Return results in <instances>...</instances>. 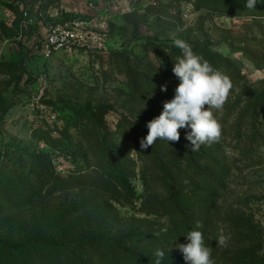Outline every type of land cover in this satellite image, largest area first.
<instances>
[{
  "label": "trees",
  "instance_id": "1",
  "mask_svg": "<svg viewBox=\"0 0 264 264\" xmlns=\"http://www.w3.org/2000/svg\"><path fill=\"white\" fill-rule=\"evenodd\" d=\"M51 1L32 6L53 8ZM129 2L135 9L127 12L124 20L135 28L152 19L149 12L159 6V1ZM192 4L196 10L211 14L264 17V0H258L253 10L244 6L246 0H193ZM22 15L25 28L33 29L23 9ZM159 18L163 16L155 15L154 20ZM238 43L242 46L229 43V47L257 70H263L264 38ZM191 46L231 78L234 87L221 112L224 120L233 119L230 129L241 160L250 165L264 163V79H248L235 59L207 44ZM95 54L104 59V68L124 77L128 105L139 117L122 115L112 131L103 119L109 106L73 108L78 133L64 147H57L78 165L67 174L59 171L54 158L45 151L16 147L26 152L28 171L6 180L0 176V191L6 196L4 207H10L16 184V200L24 191L42 197L76 193L78 199L52 223L56 238L24 247L0 242V264H154L157 249L165 253L161 264H187L175 245L188 243L183 234L195 229L196 221L203 224L198 230L203 232L205 244L212 247L215 264H264V231L255 221L249 201L239 199L236 207L228 205L233 165L219 142L193 152L185 138L190 129H180L179 142L168 144L158 139L148 149L140 147V140L148 133L147 123L162 112L165 100L174 97L179 80L172 68L180 50L173 43L149 39L139 54L129 48ZM164 84L166 92L160 90ZM137 177L142 181L141 193L131 183ZM125 206H131L133 214L123 218L118 209ZM105 227L116 232L104 233ZM165 228L167 232H162ZM157 232L160 235H155ZM220 235L227 237L226 246L217 245Z\"/></svg>",
  "mask_w": 264,
  "mask_h": 264
},
{
  "label": "rangeland",
  "instance_id": "2",
  "mask_svg": "<svg viewBox=\"0 0 264 264\" xmlns=\"http://www.w3.org/2000/svg\"><path fill=\"white\" fill-rule=\"evenodd\" d=\"M147 1H159V6L149 12L152 19L139 28L126 25L124 20L129 0L111 9L106 25L110 39L108 49L129 48L139 54L141 45L149 39L164 43L183 39L191 45L207 44L213 51L235 59L252 81L264 79V69L257 70L240 52L229 47V43H233L239 48L242 45L238 42L242 39L264 38L263 16L211 14L196 10L190 5L193 0L192 3L188 0ZM50 3L55 7H30L29 18L34 27L28 30L24 26L21 2L0 0V176L4 180L28 171L29 158L16 147L29 152L45 151L54 158L63 174L78 167L57 148L64 147L78 133L73 108L109 106L110 111L103 114V119L112 131L122 115L136 120L139 117L128 105L129 90L123 83L124 77L104 68L101 63L104 59L94 56L95 53L82 50L59 54L49 60L42 56L39 45L48 24L86 13L84 2L52 0ZM186 10L190 13L187 20L183 18ZM40 11L44 12L43 16ZM158 14L163 18L154 20ZM213 111L222 125L218 142L233 165L228 205L236 207L239 199H247L255 221L264 231V163L250 165L241 160L230 129L233 119L224 120L221 111ZM56 138L60 141L54 142ZM262 151L264 154V147ZM131 183L139 193L143 191L140 177L132 179ZM18 189L19 184H16L15 194L10 195V207L3 206L6 196L0 191V242L24 247L41 239L56 238L52 223L74 207L78 195L42 197L24 191L16 200ZM118 214L124 218L133 211L131 206L119 207ZM103 231L116 232L107 227Z\"/></svg>",
  "mask_w": 264,
  "mask_h": 264
},
{
  "label": "clouds",
  "instance_id": "3",
  "mask_svg": "<svg viewBox=\"0 0 264 264\" xmlns=\"http://www.w3.org/2000/svg\"><path fill=\"white\" fill-rule=\"evenodd\" d=\"M257 3L258 0H246L244 6L253 10ZM173 46L181 53L172 68V73L179 80V84L174 90V97L163 102L162 112L147 123L148 133L140 140V147L148 149L158 139L168 144L179 142V130L190 129L185 138L190 142V150L195 152L202 145H210L221 138L222 125L213 110H223L234 85L229 76L197 54L185 40L175 39ZM163 51L167 53V50ZM160 90L166 92L167 84L161 85ZM202 228L203 224L196 221L195 229L183 234L188 243L175 245L187 264H215L213 249L205 244L204 234L198 230ZM161 231L167 232V229ZM155 235L160 233L157 232ZM216 242L218 246H226L227 237L220 235ZM154 255L156 257L154 264H161L164 251L157 249Z\"/></svg>",
  "mask_w": 264,
  "mask_h": 264
},
{
  "label": "built area",
  "instance_id": "4",
  "mask_svg": "<svg viewBox=\"0 0 264 264\" xmlns=\"http://www.w3.org/2000/svg\"><path fill=\"white\" fill-rule=\"evenodd\" d=\"M42 0H21L24 15L29 17L30 7ZM65 1V0H60ZM73 3L84 2L86 13L65 18L45 27V35L40 41V51L46 60L59 54H72L79 51L103 53L108 49L109 35L107 21L113 7H120L123 0H67ZM193 5V4H190ZM135 9L129 2L128 12ZM79 12V11H78ZM57 14V13H56ZM43 16L44 12L40 11ZM185 20L190 18L189 11L183 12ZM30 23V18L27 21Z\"/></svg>",
  "mask_w": 264,
  "mask_h": 264
}]
</instances>
